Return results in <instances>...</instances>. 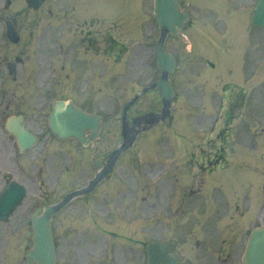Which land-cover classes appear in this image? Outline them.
Segmentation results:
<instances>
[{
    "label": "flooded vegetation",
    "instance_id": "1",
    "mask_svg": "<svg viewBox=\"0 0 264 264\" xmlns=\"http://www.w3.org/2000/svg\"><path fill=\"white\" fill-rule=\"evenodd\" d=\"M1 39V38H0ZM4 51L6 48L4 45L0 43V81L5 79L3 75V66H4V59L6 56H3ZM8 56V52L6 54ZM8 79V77H6ZM14 108L17 109L19 114L22 111L26 113L27 110H32L34 108V103L32 101H25V98H13L9 103L6 105V111L9 109ZM0 166L7 167L9 163L3 159L5 155L11 152L12 147L2 146L0 147ZM213 152V151H212ZM206 158L213 163V159L211 154L206 156ZM38 164L31 162L28 165V170L32 171L33 169L37 168ZM217 211V209L214 208ZM240 210H237V213ZM218 214H216L217 216ZM255 222L249 219H215L205 224H202L201 221H198V225H195L200 228L198 231L199 233V243L200 247H204V251H202V256L204 257L205 261L204 264H236L237 258V249L239 247V243L243 234L249 232L250 223ZM205 229V230H204ZM204 230V231H203ZM197 244V245H198ZM196 246H188L191 252L196 251ZM189 249L187 247L183 248V252L185 254L189 253ZM182 252V253H183ZM202 257V258H203ZM203 259V260H204Z\"/></svg>",
    "mask_w": 264,
    "mask_h": 264
},
{
    "label": "rangeland",
    "instance_id": "2",
    "mask_svg": "<svg viewBox=\"0 0 264 264\" xmlns=\"http://www.w3.org/2000/svg\"><path fill=\"white\" fill-rule=\"evenodd\" d=\"M189 1V0H188ZM51 4H47L45 6L44 12L48 11L50 8L52 10H54V12L56 13V15H59L60 12H64L66 11L67 8H64L65 4L62 3H55L53 2V0H51ZM138 4H137V11L139 12L141 10L140 7V0H137ZM193 9L195 10L196 8L193 7ZM96 11V9L94 10ZM86 12L85 9L82 10V13ZM93 15V12L88 14V18H82V20L79 22L83 23L87 20V22H90V17ZM241 15H246V13H241ZM78 23V22H76ZM124 35V36H123ZM121 35L120 37L124 38V40L127 41H132L131 38H129L128 36H126L125 34ZM139 43H143L145 44L146 41L143 39V35L137 39V44H135L134 48L137 47V52H138V47H139ZM142 55V54H141ZM140 55V58L142 57ZM218 58H220L221 60H227L225 58V55L223 53H219V55H217ZM142 58H145L144 56ZM140 68H136L134 75H140V71H138ZM144 76V75H143ZM125 83V82H124ZM108 84V82H107ZM127 86L130 87L131 91L134 93L137 91V89L135 88V90L132 88V84L131 81L129 79V82H126ZM109 87H112L111 83L108 84ZM125 84L122 85L123 90L120 94V96H118L117 94H114L111 97H107L106 95V104H105V109L106 110H112V108H117L119 105L121 106L123 103V101L127 100V97H129L131 94H128L127 96L124 97L125 93L127 92V87ZM107 94L109 92H111L110 89H107ZM257 114L262 115V113H264V109H261L259 107V109H257ZM117 120V116H112V118L110 119V121L108 122L107 126H106V134H105V138L106 139H111L112 136L115 134V124ZM194 124V123H192ZM251 139V138H249ZM107 148V147H106ZM252 170H251V174H252ZM17 222V220L14 219V221H11L7 226L6 225H0V264H23L22 263V258H21V254L19 255V253H21L20 248L18 247L17 249L14 250V247L18 246V244L22 241V244L19 245H24V244H28V242L23 241V237L21 235V230H25V227L23 226L19 232H15L14 229V225ZM77 223L75 221V223L72 226H75ZM76 227V226H75ZM59 228H60V232L62 233V243L65 244L67 242V231H69V233H72V231L74 230H70L71 226L65 224V222H61L59 224ZM29 230V229H28ZM7 232H9L10 234H8ZM78 233H80V231H77ZM100 233V232H99ZM8 234V235H7Z\"/></svg>",
    "mask_w": 264,
    "mask_h": 264
},
{
    "label": "water",
    "instance_id": "3",
    "mask_svg": "<svg viewBox=\"0 0 264 264\" xmlns=\"http://www.w3.org/2000/svg\"><path fill=\"white\" fill-rule=\"evenodd\" d=\"M171 3L173 2L171 1ZM164 11L165 9L162 8L159 11L160 15ZM73 119H76L75 115L73 116ZM85 120L89 122L93 121V119L89 117H86ZM62 124H64L63 121ZM34 229V249L31 251L29 257L31 262L38 261L39 264H55L50 224L48 222L46 224H36ZM249 263H251V259L249 260Z\"/></svg>",
    "mask_w": 264,
    "mask_h": 264
}]
</instances>
